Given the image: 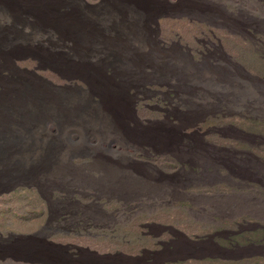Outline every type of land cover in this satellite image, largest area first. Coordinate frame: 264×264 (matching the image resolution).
I'll return each mask as SVG.
<instances>
[{"label": "rangeland", "instance_id": "rangeland-1", "mask_svg": "<svg viewBox=\"0 0 264 264\" xmlns=\"http://www.w3.org/2000/svg\"><path fill=\"white\" fill-rule=\"evenodd\" d=\"M13 1L9 12L0 0V264H264V114L253 113L264 88L220 60L198 68L167 51L246 33L248 8L222 23L220 0ZM119 28L112 66L105 43ZM149 38L166 50L149 52Z\"/></svg>", "mask_w": 264, "mask_h": 264}, {"label": "bare ground", "instance_id": "bare-ground-1", "mask_svg": "<svg viewBox=\"0 0 264 264\" xmlns=\"http://www.w3.org/2000/svg\"><path fill=\"white\" fill-rule=\"evenodd\" d=\"M70 1V0H69ZM4 2V1H3ZM189 2V1H188ZM8 3H9V5L8 6H6V5H2V6H4L3 7V9L4 10H7V11H9V12H13V9H14V11H15V9H20L19 7V5H11V4H13L14 3V1L13 0H8ZM150 3V2H149ZM141 4V3H140ZM144 4V3H143ZM146 6L147 5H149L148 3H146L145 4ZM153 5V4H152ZM214 7H215V9H217V10H222V12L224 13V15H225V17H221V19H222V23H225V21H226V19H235L236 21H233V23L234 22H237L238 23V21H242V19H243V17H242V13H241V9H245V8H248V11L249 12H247V14L244 12V14H246L247 16V18L245 19L246 21H247V25L249 26V27H247V29H246V33H235V32H229V35L228 36H223V35H220V36H218L217 34H208L207 35V37L205 38H203V34H202V37H200L199 39H197L196 41H197V43H198V47L197 48H191V47H189L188 45L187 46H182L180 43H177L176 41H172L171 43H169V49L167 50V51H174V50H176V51H178L180 54H182V55H184V56H187L189 59H190V61H191V63L193 64V65H195V66H197L198 68H201V67H204V66H206V65H208V66H213L215 69L216 68H221L222 66L221 65H219V66H217V65H213V63H212V61H209V59L210 58H212V59H215L214 61H218L219 62V60H220V62L222 63H224L225 62V64H226V66L227 65H230L231 66V71H233V72H236V75H240V76H242V77H244V74L243 73H245L246 74V76L248 77V79H253V80H256L258 83H260L261 84V87H263L264 88V0H220V2L219 3H215V4H212ZM228 5H232V7L235 5V6H237V8H239V9H237V14H235V13H230V11L228 10L229 9V7L230 6H228ZM143 6V5H142ZM154 6V5H153ZM152 6V7H153ZM116 7V6H115ZM118 7L119 6H117V9H118ZM137 7V6H136ZM120 8V7H119ZM124 8V7H123ZM158 8V7H157ZM235 8V7H234ZM113 9H115V8H113ZM135 9V8H134ZM140 9V8H139ZM153 9H154V7H153ZM152 9V10H153ZM1 10V9H0ZM121 10V9H120ZM141 10V9H140ZM3 11V10H2ZM115 11V10H114ZM117 11V10H116ZM119 11V10H118ZM135 11V10H134ZM143 11V10H142ZM153 11H155V10H153ZM247 11V10H246ZM152 12V11H151ZM156 12V11H155ZM117 13V12H116ZM119 13V12H118ZM117 13V14H118ZM154 13V12H153ZM112 14V13H111ZM121 14H122V11H121ZM126 14V13H125ZM15 15V14H14ZM123 15V14H122ZM135 15H137V13L135 14ZM237 15H238V17H237ZM124 16V15H123ZM139 16H140V18H141V22L142 23H144L143 22V20L147 17H149V12H148V10L147 9H145V12H142V13H140L139 14ZM16 17V16H15ZM120 18L122 19V16H120ZM17 19V18H16ZM152 19V18H151ZM14 20H15V18H14ZM56 20V19H55ZM54 20V21H55ZM244 20V19H243ZM112 21H113V19H112ZM115 21V20H114ZM135 21H137V20H135ZM117 22V21H116ZM138 22V21H137ZM24 23V22H23ZM41 24V23H40ZM116 24V23H115ZM119 24V23H118ZM117 24V25H118ZM121 24V23H120ZM128 24V23H127ZM146 24V23H145ZM152 24V23H151ZM2 24H0V27H3V26H1ZM55 25H56V22H55ZM122 25V24H121ZM125 25V24H124ZM123 25V26H124ZM130 25V24H129ZM140 25V24H139ZM253 25V26H252ZM15 26H17V28H20L22 25L21 24H16ZM35 26V25H34ZM40 26V25H39ZM114 26V25H113ZM116 26V25H115ZM45 27H47V26H45ZM54 27V26H53ZM76 27V26H75ZM78 27V26H77ZM80 27V26H79ZM41 28V27H40ZM61 28V27H60ZM136 28V27H135ZM57 29H58V26H57ZM118 29V28H117ZM120 30L118 31V30H115V35L113 36V37H110V38H108L107 39V41H106V45H107V48H106V50H107V52L109 53V55H108V59H110V57H114V60L113 61H111V63L110 64H112V66H116V64H118V62H121L122 60L121 59H119V57H118V54H117V52L115 51L116 49H120V47H118L116 44H117V42H118V40L120 39V38H122V42H126V38H125V36H127V34L124 36V33H122V31H121V28H119ZM128 29V28H127ZM139 29V28H138ZM219 29H226V28H219ZM10 30V29H9ZM148 30V29H147ZM155 30V29H154ZM154 30L151 28V26L149 27V31L150 32H154ZM44 31V30H43ZM59 31H60V29H59ZM230 31V30H229ZM32 32V31H31ZM58 32V31H57ZM2 33V30H0V34ZM16 33V32H15ZM29 33V32H28ZM68 33V32H67ZM143 33V32H142ZM18 34V33H17ZM79 35V34H78ZM205 35V34H204ZM30 36H31V34H30ZM29 36V37H30ZM209 36H212L211 38L209 37ZM63 37V36H62ZM78 37V36H77ZM69 38V37H68ZM67 38V39H68ZM201 38H203V39H201ZM228 38H230V40H228L227 41V39ZM234 38V39H233ZM150 39V40H149ZM148 40L150 41V44H149V49H148V51L149 52H152L153 50H159L160 52H162L163 53V50L162 49H164V48H160V46H159V43H158V41L156 40V39H153V38H149ZM72 40V39H71ZM77 40V39H76ZM76 40H75V42H76ZM74 41V40H73ZM65 42H66V40H65ZM121 42V44H124V43H122ZM148 42V41H147ZM239 43V45L240 46H238L237 44H235V43ZM64 43V42H63ZM69 43V42H68ZM116 43V44H115ZM17 44V43H16ZM16 44H12V47H14ZM128 45H129V43H128ZM244 45V46H243ZM11 46V45H10ZM69 46V45H68ZM71 46V45H70ZM242 48V49H239V48ZM70 48V47H69ZM76 48V47H75ZM126 48V47H125ZM212 48H214V49H216L215 50V54H213L212 56H209L208 54H206V51H208V50H211ZM127 49V48H126ZM184 49H186L188 52H187V54L185 55L184 54ZM15 50H21V48L19 49H15ZM14 50V51H15ZM123 50V49H122ZM121 50V51H122ZM164 50H166V49H164ZM198 50H201V51H198ZM230 50V51H229ZM22 51V50H21ZM20 51V52H21ZM120 51V52H121ZM115 52V53H114ZM119 52V53H120ZM114 53V54H113ZM145 54V53H144ZM210 54V53H209ZM123 55V54H122ZM134 56V55H133ZM132 56V57H133ZM149 56V55H148ZM139 57V56H138ZM137 58V57H136ZM136 58H135V60H136ZM140 58H142V57H140ZM145 58V57H144ZM184 58H186V57H184ZM146 59V58H145ZM233 59H235V60H233ZM244 61V63L245 64H242V63H240V61ZM109 61V60H108ZM146 61V60H145ZM60 62V61H59ZM139 62V61H138ZM134 63V62H133ZM141 63H143L142 61H141ZM110 66V65H109ZM62 67V66H61ZM118 67V66H117ZM164 67V66H163ZM163 67H161V68H163ZM209 67V68H210ZM223 68V67H222ZM158 69V68H157ZM211 69V68H210ZM213 69V68H212ZM95 70H97V69H95ZM122 70H124L123 68H122ZM230 70V69H229ZM126 71V70H125ZM125 71H123V72H125ZM157 71H159V70H157ZM164 71V70H163ZM162 70H161V72H163ZM85 72H87V71H85ZM84 72V73H85ZM99 72V71H98ZM88 73V72H87ZM121 73V72H120ZM163 73H165V72H163ZM238 73V74H237ZM161 74V73H160ZM99 75V74H98ZM261 75H263V76H261ZM91 76V79H89L90 80V82L91 83H97V81L98 80H96V78H97V74H96V72L94 73V72H91L90 74H88V78ZM100 76V75H99ZM124 78V77H123ZM100 81H102L101 79H99ZM104 82H106V81H104ZM99 84V83H98ZM104 84V83H103ZM94 85V84H93ZM123 85H125V84H123ZM97 86V85H96ZM102 86V85H101ZM99 87V86H98ZM115 87H117V86H115ZM101 88H103L104 90V92L106 93V95L107 96H109L111 99H119L120 97L122 98L123 97V95H122V90H118V89H116V88H111V87H107V85L106 86H102ZM98 89H100V87L98 88ZM259 89V88H258ZM257 90V89H256ZM149 92H151L150 90H148ZM261 91V90H260ZM32 92V91H31ZM42 92V91H41ZM28 93V92H27ZM151 93H153V94H155V95H163L162 94V92L161 91H156V92H151ZM29 94V93H28ZM39 94V93H38ZM43 94V93H42ZM50 94V93H49ZM144 95H145V93H144ZM35 96V95H34ZM151 96H152V94H151ZM261 96H263V95H261ZM38 97V96H37ZM43 97V96H42ZM27 98V97H26ZM35 98V97H34ZM40 98V97H39ZM153 98V97H152ZM109 99V98H108ZM31 100V99H30ZM33 100V99H32ZM39 100V99H38ZM44 100V99H43ZM46 100V99H45ZM84 100V99H83ZM121 100H123V99H121ZM139 100H142V101H145V100H147V97H145L144 99L143 98H140ZM151 100H153V99H151ZM160 100H161V98H160ZM159 100V101H160ZM27 101V100H26ZM37 101V100H36ZM46 101H48V100H46ZM55 101V100H54ZM70 101H72V100H70ZM69 101V102H70ZM117 101V100H116ZM115 101V102H116ZM126 101V100H125ZM157 103V106H155V107H151L152 109H155V110H157V111H160V112H164V109H163V107L161 108L158 104H160L159 103V101L158 100H155ZM28 102V101H27ZM32 102V101H31ZM39 102H40V100H39ZM112 101H110V103H111ZM161 102V101H160ZM26 103V102H25ZM41 103V102H40ZM40 103H39V105H40ZM54 103V102H53ZM109 103V104H110ZM122 103V102H121ZM30 104V103H29ZM28 104V105H29ZM33 104V103H32ZM34 104H35V102H34ZM47 104V103H46ZM49 104V103H48ZM74 104V103H73ZM72 104V105H73ZM76 104V103H75ZM86 103H83V101L81 102V103H79V104H77V105H74V108H75V110H74V112H78L79 114L81 113V110L82 109H85V107L86 108H88L87 107V104L85 105ZM113 104V103H112ZM251 104V103H250ZM249 104V105H250ZM25 105V104H24ZM26 105H27V103H26ZM27 105V106H28ZM36 105V104H35ZM44 105H45V103H44ZM67 105V104H66ZM84 105H85V107H84ZM120 105V104H119ZM226 105H228V104H226ZM225 105V106H226ZM237 105V104H236ZM51 106H53V105H51ZM63 106H64V104H63ZM114 106V105H113ZM235 106V105H234ZM43 107V106H42ZM45 107H46V105H45ZM56 107V106H55ZM111 107V106H110ZM115 107V106H114ZM51 108V107H50ZM60 108V107H59ZM62 108V107H61ZM117 108H118V106H117ZM117 108H115V109H117ZM246 108V107H245ZM248 108V107H247ZM40 109V108H39ZM69 109V108H68ZM238 109V108H237ZM62 110V109H61ZM124 110V109H123ZM83 111V110H82ZM101 111V110H100ZM170 111V110H169ZM222 111L223 110H220L218 113H220L219 114V116H220V118L222 117ZM234 111V110H233ZM237 111V110H236ZM254 112L253 113H255V114H260L259 116H260V118H261V120H263V114L264 113H262V112H259V111H255V110H253ZM47 112V111H46ZM56 112V111H55ZM73 112V113H74ZM107 112H108V110H107ZM113 112V111H112ZM116 112V111H115ZM245 112V111H244ZM32 113V112H31ZM59 113V112H58ZM63 113V112H62ZM61 113V114H62ZM65 113V112H64ZM69 113V112H68ZM237 113V112H236ZM235 113V114H236ZM25 114H26V112H25ZM30 114V113H29ZM28 114V115H29ZM38 114V113H37ZM43 114V113H42ZM60 114V113H59ZM117 114V113H116ZM238 114V113H237ZM236 114V115H237ZM249 114V113H248ZM251 114V113H250ZM58 115V114H57ZM76 115V114H75ZM207 115V114H206ZM213 115V114H212ZM211 115V116H212ZM61 116V115H60ZM110 116H112V115H110ZM219 116H217L218 118H219ZM258 116V117H259ZM31 117V116H30ZM204 117H205V115H204ZM237 117V116H236ZM235 117V118H236ZM243 117V116H242ZM241 117V118H242ZM35 118V117H34ZM106 118H108L107 116H106ZM213 118V117H212ZM246 118L247 119H252V118H254V116L252 115V116H246ZM246 118H242L241 119V121H243L244 119H246ZM259 118V119H260ZM38 119V118H37ZM113 119V118H112ZM207 119V118H206ZM59 120H61V119H59ZM229 120V119H228ZM258 120V119H257ZM200 121V120H199ZM213 121V120H212ZM212 121H211V123H212ZM222 121V120H221ZM237 121V120H236ZM245 121V120H244ZM255 121V120H254ZM109 122V121H108ZM223 122V121H222ZM250 122H252V121H250ZM105 123V122H104ZM112 123H113V121H112ZM117 123V122H116ZM210 123V124H211ZM218 123H221V122H218ZM244 123V122H243ZM249 123V122H248ZM255 123V122H254ZM230 124V123H229ZM239 124V123H238ZM241 124V123H240ZM239 124V125H240ZM258 124V123H257ZM108 125H111V123L110 124H108ZM114 125H116V124H114ZM216 125H217V122H216ZM120 126V125H119ZM252 126V125H251ZM260 126V125H259ZM112 127V126H111ZM205 127V126H204ZM119 128V127H118ZM206 128V127H205ZM230 128V127H229ZM250 128V127H249ZM252 128V127H251ZM256 129H257V126L255 127ZM254 128V129H255ZM110 129V128H109ZM120 129V128H119ZM253 129V130H254ZM255 129V130H256ZM259 129V128H258ZM115 130H118V129H115ZM221 130V129H220ZM235 130H237V129H235ZM243 130H245V129H243ZM242 130V131H243ZM261 130V129H260ZM208 131V130H207ZM234 132V131H233ZM238 132H239V129H238ZM241 133V132H240ZM245 135V134H244ZM203 136V135H202ZM210 136V135H209ZM231 136V135H230ZM233 136V135H232ZM241 136V135H240ZM243 136V135H242ZM246 136V135H245ZM213 137V136H212ZM224 137V136H223ZM227 137V136H226ZM250 137V136H249ZM254 137V136H253ZM234 138V137H233ZM237 138V137H236ZM239 138V137H238ZM255 139V138H254ZM253 139V140H254ZM261 139H262V137H261ZM202 140H204V138L202 139ZM207 142V141H206ZM233 142V141H232ZM234 143V142H233ZM204 144H205V142H204ZM203 144V145H204ZM207 144V143H206ZM240 144V143H239ZM245 145V144H244ZM210 146V145H209ZM234 146V145H233ZM240 146V145H239ZM264 146V145H263ZM206 147H208V146H206ZM249 147V146H248ZM258 147V146H257ZM209 148V147H208ZM246 148V147H245ZM210 149V148H209ZM211 149H212V147H211ZM214 149V148H213ZM241 149V148H240ZM248 149V148H247ZM244 150V149H243ZM235 154H236V152H235ZM239 155V154H238ZM219 177V176H218ZM240 178V177H239ZM242 179V178H241ZM217 180V179H216ZM255 181H257V180H255ZM218 182V181H217ZM224 182H218L217 184L215 183H213L214 185H219V184H223ZM262 183V182H261ZM247 185V184H246ZM247 188H248V185H247ZM239 191L240 190H242V189H245V187L244 188H237ZM252 190V189H251ZM161 226V225H160ZM150 227V226H149ZM154 228V227H153ZM155 230V229H154ZM70 234V233H69ZM83 234V233H82ZM81 234V235H82ZM153 236V235H152ZM11 237V236H10ZM20 237V236H19ZM18 237V239H21V240H25V239H29L30 240V237L31 236H28V235H22L20 238ZM85 237V236H84ZM15 239V238H14ZM68 239V238H67ZM84 240V239H83ZM87 240V239H86ZM96 240V239H95ZM264 240V239H263ZM92 242H94L93 240H91ZM9 242H10V239L8 240L7 238H5V237H0V244H6V243H8L9 244ZM91 242V243H92ZM200 242V241H199ZM205 242V241H204ZM45 243V242H44ZM48 243L49 244H52L53 245V247L54 246H58L57 245V243L56 242H53V241H48ZM105 243V242H104ZM189 243V242H188ZM197 243V242H196ZM25 244H27V243H25ZM61 244V243H60ZM94 244V243H93ZM95 244H97L96 242H95ZM101 244V243H100ZM203 244V243H202ZM34 245V244H33ZM46 245V244H45ZM66 245V244H65ZM47 246H48V244H47ZM60 246H62V245H60ZM59 246V247H60ZM27 247H29V246H27ZM67 247V246H66ZM98 247V246H97ZM188 247V246H187ZM200 247H204V246H201L200 245ZM26 248V247H25ZM35 248V247H34ZM44 248V247H43ZM79 248H82V247H79ZM78 248V246L76 247V249H78V251L80 250ZM183 248V247H182ZM206 248H208V247H206ZM264 248V247H263ZM28 249V248H27ZM45 249V248H44ZM51 249V248H50ZM55 249V248H54ZM62 249V248H61ZM71 249V248H70ZM90 252H92L94 255H96V256H99V254H98V252L97 251H94V250H91V249H89V248H87ZM99 249H100V247H99ZM226 249V248H225ZM52 250V249H51ZM51 250H49V251H51ZM56 250V249H55ZM186 250V249H185ZM25 251V250H24ZM33 251V250H32ZM35 251V250H34ZM44 251H46V250H44ZM44 251H42V252H44ZM59 251H61V250H59ZM88 251V252H89ZM100 251V250H99ZM146 252H145V254L146 253H154V254H158V253H156L155 251H149L148 250V252H147V250H145ZM198 251H199V249H198ZM202 251H203V249H202ZM10 252V251H9ZM41 252V251H40ZM82 252V251H81ZM81 252H80V254H81ZM144 252V251H143ZM160 252V251H159ZM25 253V252H24ZM28 253V252H27ZM32 253V252H31ZM53 253V252H52ZM71 254H72V259L74 260V261H78V259L80 258L77 254H78V252H73V251H71L70 252ZM83 253H85V252H83ZM110 253V252H109ZM105 254L106 256H108V255H110V254ZM23 254V253H22ZM26 254V253H25ZM46 254V253H45ZM79 254V255H80ZM87 254V253H86ZM89 254V253H88ZM144 254V255H145ZM192 254H194V253H192ZM201 254V253H200ZM17 255V254H16ZM27 255V254H26ZM30 255V254H29ZM52 255V254H51ZM54 255V254H53ZM56 255V254H55ZM64 255V254H63ZM82 255V254H81ZM91 255V254H90ZM102 255V254H101ZM143 255V256H144ZM147 255V254H146ZM198 255V254H197ZM40 256V255H39ZM70 256V255H69ZM92 256V255H91ZM95 256V257H96ZM51 257V256H50ZM50 257H48L47 259H50ZM105 257V256H104ZM120 257V256H119ZM160 257V256H159ZM158 257V258H159ZM208 257V256H207ZM215 257V256H214ZM44 258V257H43ZM52 258V257H51ZM57 258V257H56ZM60 258V257H59ZM64 258V257H63ZM111 258V257H110ZM154 258V257H153ZM65 259V258H64ZM87 259H88V257H87ZM86 259V260H87ZM129 259V258H128ZM185 259V258H184ZM4 260V259H3ZM53 260V259H52ZM56 260H58V259H55L54 258V261H56ZM143 260V259H142ZM53 261V262H54ZM60 261V260H59ZM70 261V260H69ZM108 261V260H107ZM130 261V260H129ZM131 261H132V258H131ZM58 262V261H57ZM65 262V261H64ZM72 262V261H71ZM81 262H82V260H81ZM85 262H87V263H90V262H88V261H85ZM110 262V261H109ZM156 262V261H155ZM83 263V262H82ZM106 263H108V262H106ZM147 263V262H146ZM157 263V262H156ZM12 264V263H11ZM108 264H110V263H108ZM140 264V263H139Z\"/></svg>", "mask_w": 264, "mask_h": 264}, {"label": "clouds", "instance_id": "clouds-1", "mask_svg": "<svg viewBox=\"0 0 264 264\" xmlns=\"http://www.w3.org/2000/svg\"><path fill=\"white\" fill-rule=\"evenodd\" d=\"M144 26V25H143Z\"/></svg>", "mask_w": 264, "mask_h": 264}]
</instances>
